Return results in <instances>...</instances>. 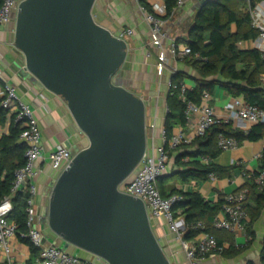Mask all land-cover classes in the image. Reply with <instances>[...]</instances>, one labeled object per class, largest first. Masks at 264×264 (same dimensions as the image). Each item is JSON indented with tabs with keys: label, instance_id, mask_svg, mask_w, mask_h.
Masks as SVG:
<instances>
[{
	"label": "water",
	"instance_id": "1",
	"mask_svg": "<svg viewBox=\"0 0 264 264\" xmlns=\"http://www.w3.org/2000/svg\"><path fill=\"white\" fill-rule=\"evenodd\" d=\"M96 1L22 0L14 18L27 76L64 100L89 142L52 187L48 227L63 249L108 264H172L145 202L119 190L147 150L146 103L120 80L128 41L97 20Z\"/></svg>",
	"mask_w": 264,
	"mask_h": 264
},
{
	"label": "crops",
	"instance_id": "2",
	"mask_svg": "<svg viewBox=\"0 0 264 264\" xmlns=\"http://www.w3.org/2000/svg\"><path fill=\"white\" fill-rule=\"evenodd\" d=\"M22 1V0H17ZM142 0H97L94 7V15L97 20L115 34H120L124 29L131 28L133 34L129 37L128 60L123 68L122 78L129 83V89L146 103V120L156 121V128L147 132V147L161 146L164 144L162 132L165 130V117L168 110L169 86L173 76L182 74V83L187 89L196 87L201 79L197 69L190 64L169 57L165 65H160L159 51L152 46L149 24L145 20V14L141 9ZM210 0H190L182 6H176L170 17L165 18V0H146L156 16L165 21V27L170 39H180L181 27L194 20L196 12ZM148 9V8H147ZM149 10V9H148ZM15 15L10 22L0 26V81L12 84L21 100L28 103L38 120L42 132L43 157L37 162V166L43 169L36 181L38 194L36 201L39 203L38 213L42 215L43 206L49 203L50 194L48 185L54 180L55 170L49 160L50 153L58 146H66L74 153L88 146V139L77 127L64 100L27 76L24 69L23 54L14 46ZM191 22V24H192ZM241 49H253L252 40L239 43ZM264 78V74L262 75ZM264 80V79H263ZM203 94V93H202ZM210 105L216 114L225 118L227 106L234 96L228 94L222 87L216 86L210 93ZM202 101V97H201ZM8 116V115H7ZM195 116H191V121ZM186 125L176 124L172 135L180 129L188 130ZM11 119L8 117L4 127L0 129L3 134H8ZM235 128L245 129L248 126L242 120L233 121ZM1 136V135H0ZM264 150V138L257 141H244L237 148L223 151L214 162L222 167H233L230 178L212 177L207 180H192L181 182L176 176L179 168L175 163V157L182 153L174 150L167 170L162 178H170L167 186L176 188L184 193L198 191L211 201H218L220 196H226L240 190L248 179L247 173L260 167L258 156ZM188 161V157L182 158V162ZM58 178V177H57ZM57 180V179H56ZM170 188H168L170 190ZM52 191V189H51ZM170 194V191H168ZM184 219L183 216H179ZM154 231L159 242L165 250L172 264H191L182 247L181 240L173 233L164 219L151 218ZM262 221V224L259 222ZM44 229L45 226L42 225ZM254 240L249 243L250 236L247 229L234 232H224L223 244L226 252L223 254L211 253L198 264H264L262 251L264 247V215L254 224ZM228 233V234H227ZM208 233L201 232L193 240H199ZM210 235V234H209ZM48 236H46L47 238ZM52 243L59 244L50 239ZM14 249L10 261L0 257V264H26L30 257L29 247L20 242L18 237L12 239ZM71 253L89 258V254L79 251L74 247Z\"/></svg>",
	"mask_w": 264,
	"mask_h": 264
},
{
	"label": "trees",
	"instance_id": "3",
	"mask_svg": "<svg viewBox=\"0 0 264 264\" xmlns=\"http://www.w3.org/2000/svg\"><path fill=\"white\" fill-rule=\"evenodd\" d=\"M3 0H0V6ZM262 0H210L196 12L194 20L189 27L187 38L177 40V43L186 44L191 48V55L183 61L194 66L201 76L196 87L187 89L181 96L179 87L183 85L182 74H175L169 87L167 113L164 128L167 137L172 135L176 124L186 125V109L189 102L201 103L202 93H213L216 86L222 87L234 97H243L252 105L264 108V58L257 49H241L242 41L255 40L258 31L253 27L250 8ZM142 5L152 11L146 0ZM166 15L168 18L177 6V0H165ZM240 65V66H239ZM178 88H174V86ZM8 120L7 110L0 102V129ZM20 128L11 122L8 134L0 136V202L11 194V186L17 169L25 163L24 143L19 141ZM235 138L239 143L244 141H257L264 138L262 125H253L249 130L235 128L232 121H223L213 125L207 132L195 138L189 144H182L176 150L182 153L175 157L179 168L176 176L181 182L192 180H207L211 175L218 178L232 176L233 167H222L214 160L223 152L218 146L220 135ZM188 161L182 162V158ZM208 159L205 162L204 159ZM260 168H264L263 158ZM170 178H159L158 186L163 197L179 194L183 199L173 206L175 216H183L185 229L183 239L190 241L205 232L215 237L219 244H223L224 232L213 227L217 214L223 209L224 197L211 202L205 199L200 192L184 193L176 188L167 186ZM170 188V190L168 189ZM242 188L248 189L244 207L249 214L247 233L249 243L255 238L254 224L264 215V187L259 189L252 178H248ZM170 191V194H168ZM28 194L18 192L12 196L13 210L9 214L10 220L16 221L20 242L30 249V257L26 264H36L38 251L36 247L22 234L27 231ZM200 223L201 226H197ZM223 233V234H222ZM228 234V233H227ZM226 250L223 252V254ZM264 260V247L262 251Z\"/></svg>",
	"mask_w": 264,
	"mask_h": 264
},
{
	"label": "built area",
	"instance_id": "4",
	"mask_svg": "<svg viewBox=\"0 0 264 264\" xmlns=\"http://www.w3.org/2000/svg\"><path fill=\"white\" fill-rule=\"evenodd\" d=\"M188 1L190 0H177V5L182 6ZM20 2L17 0L2 1L0 26L11 21L13 14L18 11ZM141 9L149 24L152 46L159 51L160 65L164 66L169 57L178 60L191 55V48L188 45L170 39L168 32L164 29L165 21L162 18L156 16L154 12H150L144 5H141ZM250 16L253 27L258 31L256 39L252 40V48L257 49L264 58V0L250 8ZM132 34L133 30L127 28L119 35L123 38L125 36L130 37ZM174 88H178V86L175 85ZM179 90L181 96H184L186 87L181 85ZM210 99V93L204 91L200 104L196 105L189 102L186 109V115L189 119L188 130L180 129L170 137H167L164 130L162 132L164 144L161 146L153 145L151 148L147 147L135 171L125 183L119 186L121 192L140 198L145 202L150 218L166 221L169 229L181 240L182 247L191 264H198L211 253L222 254L227 248L224 244H219L217 239L209 234L199 240L187 241L183 239L184 219H180L179 216L176 217L173 211V206L183 197L179 194L163 197L158 186V180L166 172L172 152L182 144H189L195 138L203 136L213 125L223 121L242 120L249 126L245 130H249L251 126L258 124L262 125L264 130V108L246 102L243 97H234L227 106L226 117L221 118L210 105ZM0 102L1 106L7 110L11 122L19 126L21 130L19 141L26 146L25 163L14 174L11 194L4 197L0 202V257L10 261L13 255L14 249L11 241L15 237L19 238L18 225L8 216L13 210L12 196L18 192H23L28 194V198L26 207L27 231L22 234V237L29 239L36 247L38 251L36 264H108L107 261L98 256H95V259L84 258L76 253L65 251L55 243L48 246L45 244L46 237L41 230L43 228L38 226L42 216L35 206L38 194L36 181L43 172V169L37 166V162L43 157L42 132L31 106L20 99L12 84L0 81ZM191 116H195L192 121L190 120ZM155 128V120L151 122L146 120L147 132L149 129L154 130ZM0 135H3V132L0 131ZM239 144L235 138L222 134L218 139V146L222 151L235 149ZM73 156L71 149L60 145L50 153L49 160L52 168L61 173L70 164ZM258 158L260 160L263 158V152ZM204 161L208 162V159L205 158ZM247 175L248 178L253 179L259 189L264 187V168L259 167ZM212 177L215 176L211 175L210 178ZM247 194L248 189L241 188L235 193L224 196L223 209L217 214L213 222L215 229L231 232L246 230L249 214L244 207V202ZM197 226H201V224L198 223Z\"/></svg>",
	"mask_w": 264,
	"mask_h": 264
},
{
	"label": "rangeland",
	"instance_id": "5",
	"mask_svg": "<svg viewBox=\"0 0 264 264\" xmlns=\"http://www.w3.org/2000/svg\"><path fill=\"white\" fill-rule=\"evenodd\" d=\"M191 22L192 21H189V22H187L184 26H182L181 27V31H180V33H181V37H180V39H177V40H183V39H186L187 38V33H188V30H189V27H190V25H191ZM166 25V24H165ZM164 29L167 31V29H166V27L164 26ZM171 38H173L172 36H170ZM125 40H128L129 39V37H123ZM178 60H182L183 61V59H178ZM240 66V65H239ZM122 74H123V70H122V72H121V78H120V80L127 86V87H130L129 86V83L128 82H126L125 80H123V78H122ZM72 154H73V152H72ZM59 174H60V171H55V176H54V178H55V180L50 184V185H48V193L47 194H50V192H51V189H52V187H53V185H54V183H55V181H56V179H57V177L59 176ZM35 206H36V209L38 210V206H39V203L36 201V204H35ZM47 208H48V203L47 204H45L44 206H43V209H42V218H41V221L38 223V226H40V228L42 227V225L43 226H45V228L44 229H41L42 230V232H43V234L45 235V237L46 236H48L47 238H46V240H45V244L48 246V245H51V243H52V241L50 240V239H53L55 242H60V239L50 230V228L48 227V223H47V220H48V218H47V215H46V213H47ZM259 224H262V221L261 222H259ZM37 225V224H36ZM71 247L72 246H67L64 250L65 251H68V252H71L70 251V249H71ZM89 258H91V259H95V256H93V255H91V254H89Z\"/></svg>",
	"mask_w": 264,
	"mask_h": 264
},
{
	"label": "clouds",
	"instance_id": "6",
	"mask_svg": "<svg viewBox=\"0 0 264 264\" xmlns=\"http://www.w3.org/2000/svg\"><path fill=\"white\" fill-rule=\"evenodd\" d=\"M10 207V206H9Z\"/></svg>",
	"mask_w": 264,
	"mask_h": 264
}]
</instances>
